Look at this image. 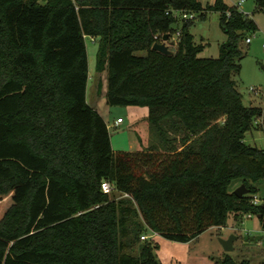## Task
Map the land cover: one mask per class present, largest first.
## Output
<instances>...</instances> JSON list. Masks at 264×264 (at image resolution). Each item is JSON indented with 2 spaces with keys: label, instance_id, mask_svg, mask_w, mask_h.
Instances as JSON below:
<instances>
[{
  "label": "trees",
  "instance_id": "1",
  "mask_svg": "<svg viewBox=\"0 0 264 264\" xmlns=\"http://www.w3.org/2000/svg\"><path fill=\"white\" fill-rule=\"evenodd\" d=\"M177 12L220 14L218 57L198 56L195 19L173 29ZM256 30L223 0H0V264H161L143 232L189 242L242 214L264 230V203L253 202L264 149L244 142L264 132V108L245 106L233 79ZM176 32L172 55L152 50ZM86 36L98 38L107 104L146 107L157 144L111 148L86 101ZM218 264L251 263L224 254Z\"/></svg>",
  "mask_w": 264,
  "mask_h": 264
},
{
  "label": "rangeland",
  "instance_id": "2",
  "mask_svg": "<svg viewBox=\"0 0 264 264\" xmlns=\"http://www.w3.org/2000/svg\"><path fill=\"white\" fill-rule=\"evenodd\" d=\"M230 6L237 7L238 10L249 14V18L255 23L257 30L245 32L243 38L250 37L251 42L245 44L241 41L240 48L243 56L239 61L240 69L233 76L236 88L242 95L245 106H257L264 108V10H258L255 0H244L238 6L240 0H223ZM203 5H212L214 0H201ZM218 12H207L204 19H196L189 28L196 44H203V50L199 53L200 58H215L220 54V46L226 41V34L220 27ZM172 27L176 31L180 30L181 21ZM242 38V39H243ZM178 40V32L173 34L167 41L168 48L175 49L174 43ZM173 43V45H172ZM85 44L88 56L89 79L86 89L87 104L95 106L98 114L107 122L110 144L113 151L136 152L143 151L151 145L157 144V137L151 130L147 121L148 110L141 106H110L106 102V78L105 73L96 74L95 54L98 47V38L85 37ZM145 52H136L138 56H144ZM104 86L98 92L97 83ZM253 88L256 90L251 91ZM121 118L123 123L114 126V120ZM246 145L264 149V132L255 128L245 135ZM235 182L231 189L235 191L239 187ZM258 191L255 197L260 203H264V181L257 185ZM118 198V194H114ZM149 231L142 233L150 236ZM234 237L232 250L225 251L221 245V240ZM263 239L264 230L256 216L247 217L242 214L238 218L230 215L224 227H213L199 234L189 242H176L163 238L157 234L152 239H147L156 247L153 253L161 264H218V260L224 254L229 255L234 261L240 262L248 260L251 264H260L263 261ZM140 241H144L140 238ZM136 253L137 246L133 251Z\"/></svg>",
  "mask_w": 264,
  "mask_h": 264
},
{
  "label": "water",
  "instance_id": "3",
  "mask_svg": "<svg viewBox=\"0 0 264 264\" xmlns=\"http://www.w3.org/2000/svg\"><path fill=\"white\" fill-rule=\"evenodd\" d=\"M167 40H168V35H164L162 37V42L154 43L152 45V50L158 51V52L165 54V55H172V51L168 48ZM263 69H264V67H263ZM234 193L238 197H241V196L247 194L248 190L245 188L244 185H240L237 189H235ZM234 239H235L234 237H230L227 240H221L220 241L223 249L226 252L232 250V243H233Z\"/></svg>",
  "mask_w": 264,
  "mask_h": 264
},
{
  "label": "built area",
  "instance_id": "4",
  "mask_svg": "<svg viewBox=\"0 0 264 264\" xmlns=\"http://www.w3.org/2000/svg\"><path fill=\"white\" fill-rule=\"evenodd\" d=\"M243 2H244V0H240L238 2V6H240ZM175 16L178 17V18L180 17L182 19H190V20L195 19V17H196L195 14H192V13L191 14H187V13H181V12L175 13ZM250 42H251V38L250 37H247L244 40L245 44H249ZM263 47H264V45H263ZM250 90L256 92V90L253 89V88H251ZM122 122H123V120L121 118H117L116 121H115V124L118 125V124H120ZM101 190H102L103 193H106V194H110L112 191H114L112 184L109 181H107V180H103L101 182ZM253 202L254 203H260L256 197H254ZM247 217H251V216L249 214H247ZM153 235H155V233H151L150 236L142 235L140 238L142 240L152 239Z\"/></svg>",
  "mask_w": 264,
  "mask_h": 264
},
{
  "label": "crops",
  "instance_id": "5",
  "mask_svg": "<svg viewBox=\"0 0 264 264\" xmlns=\"http://www.w3.org/2000/svg\"><path fill=\"white\" fill-rule=\"evenodd\" d=\"M249 15V14H248ZM105 73V72H104ZM97 75H98V73H96ZM101 77H102V80H103V82L101 83V89H102V87L104 86V78H103V76H102V74L100 75ZM90 77V76H89ZM105 78H106V73H105ZM98 84V83H97ZM89 105V104H88ZM89 106H91V105H89ZM92 108H94L95 110H96V108H95V106H91ZM97 111V110H96ZM97 113H98V111H97ZM117 119V118H116ZM116 119L114 120V126H119V124L118 125H116L115 124V121H116ZM104 122H105V124H106V126H107V129H108V124H107V122L104 120ZM123 123V122H122ZM121 124V123H120Z\"/></svg>",
  "mask_w": 264,
  "mask_h": 264
}]
</instances>
